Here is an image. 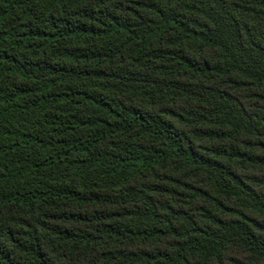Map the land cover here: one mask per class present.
Wrapping results in <instances>:
<instances>
[{
	"label": "trees",
	"instance_id": "trees-1",
	"mask_svg": "<svg viewBox=\"0 0 264 264\" xmlns=\"http://www.w3.org/2000/svg\"><path fill=\"white\" fill-rule=\"evenodd\" d=\"M0 264H264V0H0Z\"/></svg>",
	"mask_w": 264,
	"mask_h": 264
}]
</instances>
